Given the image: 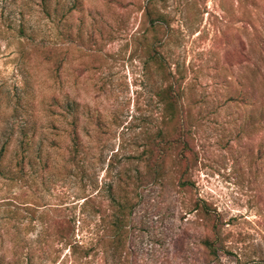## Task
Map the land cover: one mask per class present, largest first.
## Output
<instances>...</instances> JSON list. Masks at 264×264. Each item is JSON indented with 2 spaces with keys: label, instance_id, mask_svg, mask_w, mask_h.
Wrapping results in <instances>:
<instances>
[{
  "label": "rangeland",
  "instance_id": "374dc122",
  "mask_svg": "<svg viewBox=\"0 0 264 264\" xmlns=\"http://www.w3.org/2000/svg\"><path fill=\"white\" fill-rule=\"evenodd\" d=\"M36 43L58 55L32 50L28 61ZM171 90L186 143L166 141L177 133ZM26 95L36 121L16 104ZM33 125L49 167L41 176L28 168V198L73 211L80 246L56 244L48 256L39 222L16 245L2 205L0 264H208L203 240L214 225L226 248L217 264H264V0H0L7 160L19 129ZM162 142L151 179L149 151ZM138 174L148 181H132ZM24 189L0 175V201ZM125 194L132 214L120 235L113 220Z\"/></svg>",
  "mask_w": 264,
  "mask_h": 264
},
{
  "label": "trees",
  "instance_id": "16d2710c",
  "mask_svg": "<svg viewBox=\"0 0 264 264\" xmlns=\"http://www.w3.org/2000/svg\"><path fill=\"white\" fill-rule=\"evenodd\" d=\"M149 17L151 23H154L156 21V17H153L150 12ZM21 33L24 34L23 29L21 30ZM28 40L29 38L26 39V37L24 36L21 39L20 44L24 46ZM45 47L46 44H33L30 48L31 52L28 61L31 60L32 50L36 52V50L41 51L43 49L42 53H45ZM51 48L52 50L47 51L46 54H49L51 56H57L58 52L56 50V47L51 46ZM153 55V58H156V61L159 62L161 65L162 61L159 60L158 55H156L155 52L153 53ZM21 57L24 58L26 56L23 54L21 55ZM61 61V58H57L55 67L59 68L61 66ZM170 93L171 96H173L172 99L175 98L169 102V108L171 110L172 116L174 115V117L177 118V133L172 138H167L166 141H171L172 143L176 144L186 143V140L183 136L184 121L182 118L181 106L179 105L178 99L174 96L172 90L170 91ZM25 97L26 100H24L20 96H17V99H15L16 104L23 108L25 116H27V118H30L31 120L34 119V121H36L35 119L39 115L25 106L30 105V103H35L33 99L34 97L30 95H26ZM22 100H24V103H22ZM51 100L54 103H57V98L55 96H53ZM18 106L14 107L15 110L18 109ZM76 124V121H72V125H74V127L72 129L71 134L74 135L73 148L75 153L79 152L82 147V140L77 130V127H75ZM29 129H32L31 134L29 133V130L26 129V127H22L19 129V139L17 144L18 148L12 160L6 159V153L8 152V144L10 143L9 138L4 141L2 147L0 148V175L6 177L11 181H15L17 184H19L21 188L25 187L22 192H19L13 196L8 197L7 199H3L2 201H0V206L7 204L10 205V208H6V211L8 213L9 221L13 222L12 227L15 229L13 234L15 236V239H17V242L15 240L13 241L17 245L18 241L20 240L21 234L23 232L26 234L32 232L35 229V223L39 222L41 224V231L37 238V242L42 243L44 245V251L48 256H51L53 253H56V250L54 248V245L56 244H65L66 246H70L71 249L75 250L77 247L80 246L77 240L75 239L76 224L78 221L76 214H74L73 211L65 213L64 210H66L67 208L61 209L62 207L59 206L55 207V213H53L52 211H50V209H41L44 206L43 204H39V202L28 198L27 189H29V184L30 182H34L36 180L35 178H31L32 174L28 170V168L36 167L35 172L40 171L38 172V176H41V174L44 173V171L49 167V160L44 159L43 157L44 138H41L38 141H36L34 138L37 134L42 133L38 132L36 125L31 126ZM32 142H35L34 144L37 145L36 157H31L28 154L32 147ZM163 143L164 142H162L161 147L159 144H157V147L153 146V149L149 151L150 161L151 164L154 166L153 174L149 175L151 179L157 178L156 173L160 171L163 165ZM35 159H37V163H34ZM131 180L137 181L136 183L148 181L140 174L134 175ZM124 197L125 198H123V201H116V210L114 212L115 218L113 220L114 228L116 232L120 235L125 232V227L127 225L130 215L132 214L133 205L132 203H130L131 201L127 194H125ZM88 200L89 198H86L84 200L80 207L81 210H85L86 205L89 203ZM208 211L210 212V209H208L207 212ZM25 219H28V222L26 226H24V228L20 229L18 226L22 222H24ZM203 245L205 248V256L209 259L208 264H217V262L221 258V253L226 251L218 226L214 225V228L212 229V236L205 238L203 240ZM24 248L25 246L22 249ZM26 254L28 255L26 256V258L28 260H32L31 256L33 254V251H31L29 247L27 248Z\"/></svg>",
  "mask_w": 264,
  "mask_h": 264
}]
</instances>
